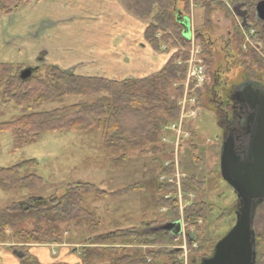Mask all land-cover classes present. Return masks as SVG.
<instances>
[{"label":"rangeland","instance_id":"obj_1","mask_svg":"<svg viewBox=\"0 0 264 264\" xmlns=\"http://www.w3.org/2000/svg\"><path fill=\"white\" fill-rule=\"evenodd\" d=\"M74 1L76 0L33 1L11 14L0 13V64L19 65L24 69L31 70L36 67L56 66L74 75H77L76 73L98 75L106 72L108 74L116 73L118 65H121L122 62L117 59L116 48L113 49V38L109 35L106 36L100 27H94L99 26L105 18L100 12H95L92 8L87 9L85 6H78V2L74 4ZM192 1L190 0L192 10L189 16L191 21L187 18L188 26L184 30L186 33L190 31L189 22H191L192 41L189 42L188 47H183L178 43L173 48L162 46V51H166L168 55L175 51L187 54V58L183 62L186 72L187 63L193 56L198 57L204 65L201 49L194 37L196 28L201 26L202 16L199 7L193 5ZM220 1L231 12V16L227 17L221 7H214L210 13L213 26L211 39L214 44L216 40H220L212 47L213 63L205 67L209 76L207 77L208 85L204 87L205 95L201 101L202 105L196 107V105L187 103L186 110L182 112L180 107L182 98L192 96L190 93L195 90L194 87H190L191 84L187 80L184 82V90L178 100L180 114L177 122L180 117L187 116L185 112L188 110L195 111L194 116L189 114V117L183 121V132L193 131L194 137L191 135L188 137V134L185 137H180L168 131L170 134L164 133L158 143L152 145L156 147L161 143L165 144L166 148L164 146L162 152L142 154L136 149H127L128 159L125 165L113 167L110 164V157L113 155L111 151L107 152L103 149L102 133L97 129L82 133L67 131L43 133L36 142L22 145L15 151L12 149L11 134L0 132V168H10L23 161L35 160L38 164L36 169L26 170L23 175L33 174L42 179V184L38 187L15 191L0 190V210L29 197L46 198L51 195H60L65 186L76 182L94 184L98 189L105 191H115L126 185L139 183L143 188L131 191L125 197L107 196L97 199L92 192H85L82 194L83 207L98 219L99 225L95 234H105L118 229L119 227L114 221L121 223V227H125V229L135 228L141 233H156L161 231L159 228L163 224L174 221L171 219L172 214L169 208H159L154 205L157 195L164 192L161 190L160 194L158 193L157 180H159L175 186L172 190L166 189L165 197L178 200L180 214L177 219L182 222L183 234L173 239V244L165 247L168 250L167 253L172 254V260L161 257L151 262L148 260V262L151 264H191L192 262L199 264L202 255L206 254L207 258L210 257L215 245L227 235L236 220L237 198L232 189L219 176V159L222 143L226 137L224 115L230 109L232 110L229 100L232 98V93L241 84L246 83L242 82L239 76L241 68L235 66L236 63L232 61L235 57L230 56L226 59L224 55L228 53H225L226 50L222 49L220 43L221 40L227 42L235 49L229 54H236L233 41L234 25L241 30L246 28L244 26L249 27L244 25L243 20L246 12L240 6L231 5L229 0ZM180 2L182 3V1ZM180 9L183 10V4L180 5ZM116 19L114 16L106 18L111 24ZM85 22L92 24L91 29H85L87 36L84 35L82 26ZM70 31L73 32L71 38H69ZM246 31V29L242 31L241 50L243 52H246L248 47L255 49L256 46L249 39V35L254 33L252 28L249 30V35ZM89 32H91V36L88 35ZM73 43L79 44L77 48L81 47V49L72 53ZM106 45H109L110 53L116 55L102 56L105 54L103 47ZM199 50L200 54L197 55L196 52ZM241 55L243 54L241 53ZM107 59L108 61L105 62ZM237 59L238 61L247 60L244 56H238ZM104 66L105 69L102 70ZM217 71L218 77L214 81ZM41 73H43L42 70ZM171 98H175V95H171ZM94 99L93 96H65L40 103L2 104L0 123L10 122L35 112L51 111L82 102H91ZM172 124L170 123L166 127L169 128ZM163 164L164 166L174 164V171L158 177L160 166ZM191 175L204 185L200 189L193 187V192L185 195L182 191V180L185 176ZM196 201H203L210 205L208 219L199 223L200 232L197 235L195 228L185 224L182 217L183 209ZM126 213L130 215V222L127 224L123 218ZM152 220L157 221L160 225L156 227L143 225V223L147 224ZM262 229L260 227L258 231L261 235ZM85 230L79 232L72 228L65 230L62 235L63 243L51 245H65L61 248L72 254V238H76L82 248L83 240L92 236L89 231ZM195 235L197 243L194 241ZM8 236H10L9 233ZM3 242H0V264H19L20 258L12 253L13 250L18 251L16 246L19 245L9 240ZM113 244L110 245L111 247L107 245L91 247L99 250L115 248L114 254L117 255L120 254L117 252L120 249L128 252V250L137 248L140 253L144 254L147 250L158 248L152 245H129L125 242L122 243L121 240ZM196 249L198 250L191 252ZM259 252L264 254V236L261 239ZM110 258L111 254L98 264H109Z\"/></svg>","mask_w":264,"mask_h":264},{"label":"trees","instance_id":"obj_2","mask_svg":"<svg viewBox=\"0 0 264 264\" xmlns=\"http://www.w3.org/2000/svg\"><path fill=\"white\" fill-rule=\"evenodd\" d=\"M33 1L41 0H0V13L11 14ZM180 1H182L183 10L177 7ZM229 1L231 5L240 6L246 12L243 22L249 27L244 26L246 27L244 29L249 35V30L252 28L254 33L249 35V39L256 46L255 49L248 47L246 52H243L241 44L244 29L241 30L234 25L233 41L237 53L229 54L235 49L221 40L222 49L225 48V53H228L224 56L226 59L230 56L235 57L232 61L236 63L235 66L241 68L239 76L242 82H253L264 88V22L258 21L254 14L255 4L263 0ZM118 2L134 18L147 21L143 37L154 52H162V46L176 47L177 43L188 47V38L184 37L181 22L177 19L179 16L189 18L192 10L190 0H118ZM192 2L201 11V26L196 28L194 37L201 49L206 67L213 63L212 47L220 40H216L214 44L211 39L213 26L210 13L214 7H221L227 17L231 16V12L220 0H193ZM238 56H244L247 60L238 61ZM186 58L185 52H172L163 67L155 74L144 78L124 80L74 75L56 66L36 67L28 78L22 79L20 75L24 67L0 64V108L6 103L17 105L40 103L65 96L95 97L91 102H82L51 111L35 112L10 122L0 123V132L11 134L12 149L15 151L22 145L36 142L43 133L57 131L82 133L97 129L102 133L103 149L107 152L111 151L113 155L110 157V164L113 167L125 165L128 159L127 149H136L142 154L160 153L166 145L161 142L159 146L152 145L158 143L159 138L161 139L164 135L163 128L166 125L178 121L180 114L178 100L181 98L186 80V66L183 64ZM206 74L209 76L207 69ZM216 77H218V71L214 81ZM190 84L193 88V84ZM207 85L206 82L201 88L190 93L195 99L196 107L202 105L201 101L205 95L204 87ZM173 94L175 98H171ZM224 131L226 132L225 128ZM240 143H242V137L239 142L237 141V145ZM37 165L35 160H27L10 168H0V190L15 191L40 186L42 179L39 176L23 175L26 170L36 169ZM173 171L174 164L171 166L163 164L160 166L158 177ZM157 183L158 193L160 194L161 190L164 192L157 195L155 206L169 208L172 220L179 218L178 200L165 197L166 189L169 191L175 186L159 180ZM203 185L195 176H185L182 180L183 194L188 195L193 192V187L200 189ZM142 188L140 184H133L115 191H105L98 189L94 184L76 182L65 186L60 195H51L46 198L29 197L12 203L0 210V240H2L0 242L4 243L3 241L9 240L19 245L16 249L23 254L19 259V264H40L28 252L27 245L61 244L65 230L72 228L79 232L86 229L92 236L83 240V247L80 248L79 253L80 264H98L109 254H111L109 264H151L148 260L151 262L161 257L172 260V254H168V250L165 249L173 244V239L169 234L163 231L141 233L135 228L120 227L105 234H95L99 225L98 219L83 207L82 194L85 192H92L95 198L102 199L107 196H122ZM209 212L210 205L206 202H193L183 209V221L194 227L197 235L200 232L199 223L208 219ZM143 225L156 227L160 223L152 221L147 224L143 223ZM260 227L263 228L262 235L258 232ZM253 230L256 254L254 264H264V254L259 252L261 239L264 236V202L256 208ZM196 235L195 242L197 241ZM119 240L129 245H152L158 248L147 250L144 254L140 253L137 248L128 250V252L120 249L117 250L120 253L117 255L114 254L115 248L99 250L91 247L94 245L111 247L110 245H114L113 243ZM197 250H191V252ZM206 257L207 255L204 254L200 259ZM50 264L66 263L53 262Z\"/></svg>","mask_w":264,"mask_h":264},{"label":"water","instance_id":"obj_3","mask_svg":"<svg viewBox=\"0 0 264 264\" xmlns=\"http://www.w3.org/2000/svg\"><path fill=\"white\" fill-rule=\"evenodd\" d=\"M254 14L258 21L264 22V0L255 4ZM187 22V18L181 20L186 38L190 35L184 31ZM32 71L22 70L21 78H28ZM231 102H235L234 113H226L229 119L224 123L226 137L220 150L219 172L236 195V220L215 245L212 255L200 264L255 263L253 220L256 208L264 202V89L253 82L243 83L232 93ZM240 137L242 143L237 145ZM159 229L173 239L182 234L180 220L168 222ZM13 252L22 258V252Z\"/></svg>","mask_w":264,"mask_h":264},{"label":"crops","instance_id":"obj_4","mask_svg":"<svg viewBox=\"0 0 264 264\" xmlns=\"http://www.w3.org/2000/svg\"><path fill=\"white\" fill-rule=\"evenodd\" d=\"M77 2H78V6H85L87 9L92 8L93 11L95 12L98 11L102 14L103 18L105 19L102 21V23L99 26H94V27H100L101 29L104 30L106 36L109 35L110 37L113 38L112 39L113 49L116 48L118 52L117 59L118 61L121 60L122 62L121 65H118L116 73L108 74L106 72L103 73L102 75L90 74V73L87 74L76 73L77 75L85 76V77H104L114 80H124L131 78H144L155 74L163 67L169 55L166 53V51L156 53L146 44L143 37V32L147 25L146 21L136 19L130 14H128L123 9L122 5L118 2V0H76L73 3L76 4ZM181 4H182L181 2H178L177 7L180 8ZM109 16L111 17L114 16V18L117 19L114 20L115 22L111 24L109 20H106V18H109ZM189 21H191L190 18ZM189 24L191 28V22H189ZM82 26L85 32L84 35L87 36V32H86L87 30L85 29H91L92 24L90 22H85L82 24ZM71 29L72 27L70 28V30ZM72 33L70 31L69 38L72 37ZM88 35L91 36V32H89ZM189 40H191V37ZM114 41L117 42L115 43ZM77 46H79V44L76 43L72 44V53L74 51H78L81 49V47L77 48ZM103 50L105 51V54L102 56L116 55L115 53H110L111 50H109V45L103 47ZM106 61H108V59L105 60V62ZM104 69L105 66L103 67L102 70ZM188 133L192 135V137L194 136L193 131H189ZM142 168L144 169L145 167L143 166ZM128 193L126 194L128 195ZM126 194L122 195V197H125ZM123 218L126 224L130 222L129 213H126V215L123 216ZM114 222L117 223L118 227L122 226L121 223L117 221ZM121 228H125V227H121ZM80 244L76 238H72V254L61 248L62 246L65 245L57 246L51 244H46V245L32 244V245H27L26 247L28 252L31 255H33L40 264H50L53 262H63L66 264H71V261L72 264H80V257H79V253H80L79 248L81 246ZM57 249L59 250V252ZM12 253L15 255L14 252ZM0 255H1V251H0Z\"/></svg>","mask_w":264,"mask_h":264},{"label":"built area","instance_id":"obj_5","mask_svg":"<svg viewBox=\"0 0 264 264\" xmlns=\"http://www.w3.org/2000/svg\"><path fill=\"white\" fill-rule=\"evenodd\" d=\"M196 54L199 55L200 50L197 51ZM197 59H198V57H196V56H193L190 58V60L187 63V72H186L187 82L192 83L193 87L195 89L202 87L204 85V83L207 81L205 67H204L203 63L201 62V60L199 61V59H198V61H197ZM187 103L194 105L195 99L193 97H191L190 95L184 96V98H182L181 103H180L182 105V106H180L182 112H184V110H186L185 108L187 107V105H186ZM185 114H187L186 117H189V114L194 116L195 111L193 109H190V110H188V112H185ZM185 118L180 117L179 122L173 123L172 125L169 126V128L165 127L163 130L170 131V132H172L175 135L180 136V137L181 136H184V137L187 136V134L184 133L182 130V125H183V121ZM177 178H179V177H177Z\"/></svg>","mask_w":264,"mask_h":264},{"label":"flooded vegetation","instance_id":"obj_6","mask_svg":"<svg viewBox=\"0 0 264 264\" xmlns=\"http://www.w3.org/2000/svg\"><path fill=\"white\" fill-rule=\"evenodd\" d=\"M229 101L231 102V99H230ZM234 103H235V102H231V106H232V107L235 106ZM237 108H238V106H237ZM232 109H233V108H232ZM228 111H229V110H228ZM229 112L232 113V114L234 113V112H232L231 109H230ZM229 112H228V113H229ZM226 113H227V112H226ZM223 115H224V113H223ZM228 119H229V117L227 116V114H225V115H224V123H226Z\"/></svg>","mask_w":264,"mask_h":264}]
</instances>
